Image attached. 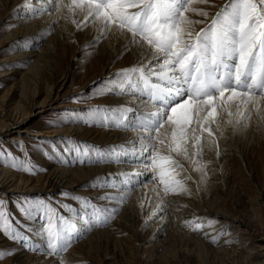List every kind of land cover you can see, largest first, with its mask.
Segmentation results:
<instances>
[{
  "label": "bare ground",
  "instance_id": "6f19581e",
  "mask_svg": "<svg viewBox=\"0 0 264 264\" xmlns=\"http://www.w3.org/2000/svg\"><path fill=\"white\" fill-rule=\"evenodd\" d=\"M225 2L226 0H222L214 7L209 20ZM23 4L24 0H0V30H2L4 18L9 15H13L14 26H18L17 28L11 27L10 32L0 41L1 51L5 43L8 45L16 43L17 45L14 55L0 56V81L14 74H21V81L10 84L0 99V113L3 116L0 119V138L8 136L11 131L24 132L22 124L29 119V116L44 114L50 106H52L50 110L64 108L69 105L65 98L82 92L89 84L98 82H103L102 87L107 88V110L123 106L139 112L145 111L144 107H140L141 99L121 94L114 87L118 79L115 78L116 74L122 69L136 65L143 51L134 44L130 45L125 34L113 30L93 46L94 39L101 35L97 24L89 23L88 27L78 31L71 21L72 19L82 20V17H73L66 9L62 10V14L53 13L51 16L45 14L30 18L22 10ZM34 6L39 7L40 5L35 4ZM210 6L194 4L192 7L205 11ZM187 15L193 20L203 21L202 16L196 12H189ZM66 16L68 19L64 18ZM193 27L199 31L204 24H194ZM30 34L34 36L33 40L31 37L28 38ZM43 37L46 41L42 45L33 43ZM74 37L79 39V43L72 47L73 51L67 57L70 39ZM21 38L27 39L23 41ZM85 41L91 42L89 48L94 50L91 55L92 59L89 63H85L83 72L79 70L80 72L71 74L70 67L75 64L77 48ZM123 54L127 55V61L124 62V59L121 65H116L109 70V65ZM19 61L20 63L17 64ZM59 61L62 63L67 61L68 67L62 70ZM11 63L16 64L12 66ZM75 77L74 82L77 85L72 90L67 89ZM131 118L132 115L129 114V120ZM221 130L223 135L217 139L221 153L219 157L216 155L217 150L214 146L211 150L206 147L201 157V163L205 166L207 173L204 181L201 182L198 172L189 170L187 173H181V176H192V180L185 179L188 187L187 193L163 196L156 180L136 187L129 192L125 202L119 205L118 213L105 226L88 227L80 218L72 222L76 225L77 231L72 236L71 247L60 256L34 253L24 246H15L14 250L5 238H1L0 234V248L7 247L14 254L7 259V262H0V264H12V262L13 264H60L61 259L71 264V261L79 260L78 253L91 248L94 241H99L103 237L112 241L123 257L127 256L126 249L129 247L130 257L133 258L131 264H216L218 261H225L226 264H264V219L260 217L264 207V187L261 188L258 184L254 168L256 162L259 163L260 169H264V120L259 119L253 113L247 127L241 125L234 128L232 125L222 123ZM41 136L54 139L58 136L68 137L69 140L102 150H107L112 146L119 148L121 145L138 140V133L135 129L125 131L121 127H110L109 125L103 129L87 128L74 122L63 125L59 131H49ZM128 159L130 160L131 157ZM65 163L46 166L48 174L37 179L34 185L32 184L33 187H29L30 181L27 178L0 165V193L6 196L17 192L39 193L47 194V197L58 195L63 191L71 196L85 193L91 201L96 202V205L105 208L115 206L114 203L110 205L100 199L104 193L114 192L110 185L102 186L103 179L109 174L118 176L121 172L136 170L144 172L141 180H147L149 176L144 165L140 163L118 162L86 165L71 160ZM185 164L187 167V162ZM224 169L242 173V176L251 183L252 188L256 189L258 193L248 200L250 206L246 205V201L242 198L243 184L235 182L230 188L213 186L217 175ZM112 183L119 182L114 180ZM84 185L93 188L84 192L82 190ZM212 192H214V197L210 198L206 205L201 204L202 201L193 200L196 198L194 197L196 193L201 195ZM234 192L240 194L237 195L239 198L234 196ZM161 199L167 203V207L149 220L148 217ZM68 201L74 205L77 204L73 199ZM133 216L141 217L143 222L141 224L132 222ZM123 220L126 224H130L134 233L131 240H119L113 236L115 235L114 228L121 225ZM186 221L193 223V227H188ZM197 222L202 224V227L194 229V224ZM43 227L44 219L39 217L37 220H31L29 232H27V236H31L40 246L45 244ZM227 227L229 233L223 239L218 240L217 235ZM141 228L149 229V239L155 242V247L160 252V259L156 262L138 263V254L143 245V241L139 238ZM235 240H238V243H234ZM136 244L138 246H134Z\"/></svg>",
  "mask_w": 264,
  "mask_h": 264
},
{
  "label": "snow or ice",
  "instance_id": "6c2138e0",
  "mask_svg": "<svg viewBox=\"0 0 264 264\" xmlns=\"http://www.w3.org/2000/svg\"><path fill=\"white\" fill-rule=\"evenodd\" d=\"M193 3L194 0H24L22 10L30 18L62 14L66 9L71 16L82 17L71 21L78 31L89 23L97 24L101 35L94 39L93 46L115 30L125 34L130 45L143 50L136 65L116 74L114 87L121 94L141 99L144 112L122 106L101 115L102 110L97 108L89 110L87 117L68 119L69 123L99 121L101 125L118 126L125 131L135 129L138 133V140L107 150L81 147L80 142H74V147L65 151L76 157V163H140L149 173L147 180H141L144 172L136 170L105 177L102 186L110 185L114 192H106L100 199L114 203L112 207L101 208L91 200L81 201L80 197L64 193L77 201L84 215L68 204L64 205L65 211L71 210L88 227L105 226L131 190L157 178L163 186V196L187 193L184 181L192 180V176L181 173L198 172L204 181L207 173L201 157L206 147L211 150L214 146L216 155L221 154L217 139L223 135L222 123L247 127L253 113L264 120V0H226L210 20L209 13L193 8ZM189 12H196L205 20H193L187 15ZM194 24L204 27L197 31ZM0 155L16 159L2 149ZM20 168L31 172L23 164ZM114 180L119 183H112ZM166 207L161 199L148 219ZM41 208L55 214L43 200H34L27 208L20 205L25 215ZM64 223V215L58 216L56 226L48 216L43 227L48 255L60 256L71 247L77 227L73 223H68L67 228L59 226ZM185 223L193 227V223ZM201 227L200 223L194 224V229ZM19 229V222L0 200V234L26 242L28 238ZM25 246L40 250L27 243ZM11 254L10 250L0 249V260ZM60 264L67 261L61 259Z\"/></svg>",
  "mask_w": 264,
  "mask_h": 264
},
{
  "label": "rangeland",
  "instance_id": "374dc122",
  "mask_svg": "<svg viewBox=\"0 0 264 264\" xmlns=\"http://www.w3.org/2000/svg\"><path fill=\"white\" fill-rule=\"evenodd\" d=\"M222 0H208L207 3H202L199 0H194V4H202V5H211L209 9L207 8L205 11L209 13V15L212 13V10L215 6H217L219 3H221ZM211 3V4H209ZM202 20H205V17L202 16ZM11 22V24H10ZM15 19L13 18V15L6 16L3 20L2 30H0V41L4 36H6L10 30L11 27L17 28L14 26ZM33 40L34 36L32 34L29 35L28 38ZM22 39V38H21ZM27 38L22 39L23 41H26ZM73 39V40H72ZM70 39L69 48L67 50V57L71 55L73 48L75 44L79 43L78 38H72ZM78 39V40H77ZM46 41V38L43 37L40 40H36L33 43H38V45H42ZM32 43V44H33ZM91 44L90 41H85L84 44L79 46L76 51L77 54L75 56V64L74 66L70 67V73L76 74L77 71L83 72L85 69V63H89V61L92 59L91 55H93L94 50L89 48V45ZM8 43H5L2 45L0 50L3 57H7L10 55H14L16 51V43L8 45ZM71 48V49H70ZM125 59V60H124ZM127 61V55L123 54L121 55L117 60L113 61L109 65V70L113 69L116 65H121V63ZM17 62V64H19ZM60 66L62 70L68 67V62L64 61L63 63L60 62ZM117 63V64H116ZM12 64V63H11ZM16 63H13L12 66H14ZM64 64V65H63ZM114 65V66H113ZM113 66V67H112ZM26 69V67H23V69ZM64 68V69H63ZM121 69V68H119ZM79 71V72H80ZM76 77L71 81V83L68 85L67 89H73L75 85H77ZM21 81V74L17 73L14 74L12 77L5 78L4 81H0V99H2L3 93L7 90L8 86L12 83ZM103 82H98L95 84H89L82 92H79L77 94H72L68 98H65L68 100L69 104L68 106L61 108L59 110H50L52 106L44 113L40 115L33 114L32 116H29V119H27L23 125L24 132L17 133V132H9L8 136H5L3 138H0V149H2L5 153H11L12 157H15L16 159H5L3 155H0V165L8 167L14 173L19 174V176L24 177L25 179L30 181L29 187H33L35 181L39 179L42 176H45L48 174V166L53 165L55 163H64V161H67L65 164L69 163V161L76 162V157L71 152H66L65 149L68 147H74V142H77L75 140H69V138H63V137H56L54 138H44L41 135H45L49 131L53 130H61L63 125H69L68 119L73 116H80V117H87L89 114V110L92 109H101V115H104L108 112L106 106H107V88L102 87ZM110 115V113H108ZM3 116H1L0 113V119H2ZM75 123V122H74ZM82 126L87 128H100L103 129L105 126H108V124H103L99 121H96L93 123L92 121H88L87 123H80ZM45 133V134H44ZM59 133V132H58ZM56 135V134H55ZM64 139V140H63ZM59 145V146H58ZM81 147L85 146L83 144H80ZM15 164L16 167H13L12 165ZM23 164L25 166H28L31 168V172L25 171L22 168H20V165ZM95 163H87L86 165H93ZM255 165V178L258 181V184L261 185V188L264 187V169H260L259 163H254ZM259 165V166H258ZM47 166V167H46ZM217 179L214 180L215 183H213V186L215 187H221L224 188H230V186L233 185V183L238 182L240 184H243V194L242 198L246 201V205L248 204L250 206V203L248 200L251 199V196L258 193L256 192V189L252 188L251 183L245 179V177L242 176V173H234L230 169H224L223 172H219L217 175ZM34 180V181H33ZM156 181L158 182L159 189L161 194H163L162 189L163 186L160 185L159 179L157 178ZM217 181V182H216ZM186 182V180L184 181ZM33 184V185H32ZM216 184V185H215ZM95 185V183L93 184ZM92 186L84 185L82 190L84 192L90 191ZM67 193L66 191L60 192L58 195L47 197V194H27V193H12L11 195H4L0 193V200L5 202V206L10 210V212L13 214L14 219H16L20 224V231L23 236H26L28 239L25 242L24 240H11L7 236L1 234V238H5L7 242L9 243V246L12 247V249L15 250L16 247H25L29 250V247H26V243L32 247L40 249L39 251H32L34 253L41 252L43 254H47L46 251V238L45 244H42V246L39 245L37 241H35L31 236H27V232H29V224L31 220H37L39 217H42L44 219V226H46L47 218L48 216H51L54 226L58 224V216L64 215L66 218V223L60 224L59 226L62 228H67L68 223L76 222L79 220V217H77L71 210L65 211L64 205H72L76 208L77 211L81 213V215H84V209L79 206L77 203L76 205L72 204L68 200L71 198L65 197L63 194ZM69 194V193H68ZM203 194V195H202ZM201 195L199 193H196L194 195L193 200H198L201 202V204L206 205L210 198L214 197V192L205 194L202 193ZM175 194H169L167 196H172ZM240 194H237L234 192V196L238 197ZM85 193L78 196H71L69 194V197H80L81 201L90 198L87 197ZM52 197V198H51ZM54 197V198H53ZM264 197V195H263ZM239 198V197H238ZM34 200H43L46 205H48L51 209L55 211V214L48 211V209L41 208L38 210V212H32L30 215H25L23 212L20 211V205L23 204L25 208H27ZM77 202V201H76ZM93 202V201H92ZM96 204V202H94ZM262 215L260 217H263L264 219V207L262 208ZM91 215V213H89ZM134 220V221H133ZM132 222H136L141 224L143 222L141 217L133 216ZM198 223V222H197ZM149 229L141 228L140 230V241H143V245L141 247V250L139 252V259L138 263H143V261H146L147 263H153L160 259V252H158V248L155 247V242L150 240L148 236L149 235ZM229 233L228 227L224 229L220 234L217 235V239L221 240L225 237V235ZM114 234L115 238L119 240H131L133 236V231L131 229L130 224H126L124 220L122 221L121 225H117L114 228ZM238 243V240H235ZM113 244V245H112ZM97 246V247H96ZM138 246V244L134 245ZM96 247V248H95ZM154 247V248H153ZM94 248V249H93ZM101 248V249H100ZM2 250H9L7 247L0 248ZM116 249V250H115ZM94 250V251H93ZM129 247L126 249L127 256L123 257L118 248L114 246V243L107 238H102L99 241H94L93 246L90 248L85 249V251L82 253H78L77 255L80 256L79 260L71 261V264H99L100 262L103 264H131L133 263V258L130 257ZM14 254L12 252L11 255L6 256L4 259L0 260V262H7V259L12 257ZM55 256V255H52ZM107 256V258H106ZM128 257V259H127ZM142 259V260H141ZM141 260V261H140ZM264 260V258H263ZM106 261V262H105ZM108 262V263H107ZM219 262V263H218ZM218 264H226L225 261H218ZM136 263V261L134 262ZM216 263V264H217ZM13 264V262H12Z\"/></svg>",
  "mask_w": 264,
  "mask_h": 264
}]
</instances>
